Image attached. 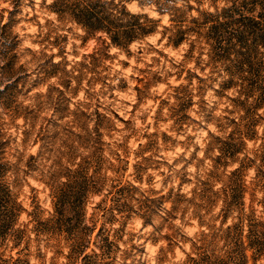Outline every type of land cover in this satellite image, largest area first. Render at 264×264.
Instances as JSON below:
<instances>
[{"label":"rangeland","instance_id":"1","mask_svg":"<svg viewBox=\"0 0 264 264\" xmlns=\"http://www.w3.org/2000/svg\"><path fill=\"white\" fill-rule=\"evenodd\" d=\"M53 1L0 0V163L20 159L0 184L34 238L1 231L0 264H238L239 232L264 264V0H126L158 21L123 48ZM83 185L72 233L41 232Z\"/></svg>","mask_w":264,"mask_h":264},{"label":"trees","instance_id":"2","mask_svg":"<svg viewBox=\"0 0 264 264\" xmlns=\"http://www.w3.org/2000/svg\"><path fill=\"white\" fill-rule=\"evenodd\" d=\"M124 1L126 0H54L53 4L59 6V10L66 12L69 14L71 19L79 25L83 30L89 32L90 34L94 35L96 33L103 34L108 40L109 44L117 47V48H123L129 43L133 42L137 39H142L143 37H146L150 34H152L155 31V26L157 25V21L155 19H152L148 17L146 14L142 13H133L126 9ZM154 2H158L157 0ZM231 9L227 8L226 10L229 11ZM226 16V15H225ZM7 23H3L1 27H7ZM165 29H168L165 27ZM172 31V30H171ZM173 35H175L176 31H172ZM172 38V39H171ZM169 41H171L172 45H176L179 42V37L173 38L171 37ZM241 38V37H239ZM238 39V37H237ZM254 40H259V44L262 48H264V34H256L254 37ZM238 42L240 43V40L238 39ZM227 79L225 81V87L230 88L232 86H235L236 80L234 78L233 73H226ZM1 93V91H0ZM235 152H232V154ZM32 157V155H30ZM250 161H253V159L246 157ZM20 159H18L14 163H0V169L3 170L4 173L9 172L14 175L17 164ZM239 168H234L230 173L234 174L238 171ZM260 171V170H258ZM75 172V170H74ZM2 174V173H1ZM66 187H68L67 184H65ZM86 186L83 185L80 187L79 190L74 195V202H70L66 196L65 189L61 193L54 195L55 201H54V212L50 217H48L46 220L41 221L40 219H33L37 223L36 225H40L43 227L40 229L41 232H49V233H57L59 231L64 230V226L61 222V216L66 212L70 211L75 215L76 210H83L85 201L82 199V192H84V188ZM82 188V189H81ZM251 189L250 186L242 183L240 185V192L239 197L241 201L243 200L245 194L248 192V190ZM83 190V191H82ZM162 197V196H161ZM160 197V198H161ZM164 198V197H163ZM243 202V201H242ZM252 204L255 203L257 205H261L264 208V203L262 200L260 201H254L252 199ZM66 204L69 207H66ZM243 207H244V203ZM250 205V213H253V206ZM242 207V208H243ZM69 209V210H68ZM165 210V209H163ZM24 211L23 207L19 202H17L14 198H12L11 189L9 188L8 184H0V232L6 235L9 234L8 232L11 231L12 235V245L10 246L11 250H18V247L20 244L24 243L23 247L28 251L30 246V241L34 240V238L29 237L26 234L27 226H23L22 228H14V225L16 224L20 213ZM249 213V212H248ZM243 213L241 217V222L246 221L248 222L249 214ZM82 214V213H81ZM258 223H261L260 220L256 222V225ZM263 228L264 224L261 223ZM34 227L30 230L31 232H34ZM88 229L89 228L87 226ZM91 230V231H92ZM66 233H72L69 232L67 229L64 230ZM76 238L74 241V245L76 247H85L88 248L89 245H85L83 243V237L81 235V231L76 232ZM86 235V234H84ZM88 235V234H87ZM229 233L225 232V236H228ZM90 236V234H89ZM5 238V237H4ZM90 237L86 241V243L89 241ZM107 240V237L105 238ZM254 247L253 243L247 239V235H244L242 232H239V240L237 243L238 252L240 254L239 262L238 264H247L248 262V255L247 251H251ZM100 248V247H98ZM260 256L264 255V251H261L263 249H258ZM93 251V250H92ZM29 252V251H28ZM28 252L26 254H28ZM94 255H96V252L93 251ZM80 261H83L86 257H89L88 254L80 253ZM10 261L12 263L18 261V258H13V256H9Z\"/></svg>","mask_w":264,"mask_h":264}]
</instances>
